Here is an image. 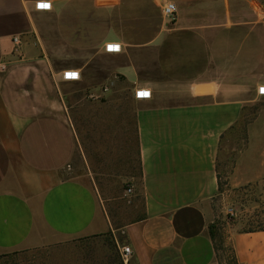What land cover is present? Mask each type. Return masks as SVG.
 <instances>
[{"label": "crops", "instance_id": "obj_1", "mask_svg": "<svg viewBox=\"0 0 264 264\" xmlns=\"http://www.w3.org/2000/svg\"><path fill=\"white\" fill-rule=\"evenodd\" d=\"M38 1L0 0V255L112 229L93 173L68 175L87 162L78 94L89 88L62 85L73 69V85L99 78L94 93L134 104L142 208L122 227L129 264H220L215 222L239 264H264V230L227 219L220 190L228 134L264 99V0H172L175 23L158 0H45V11ZM140 88L151 97L138 99ZM247 136L231 189L264 180V110Z\"/></svg>", "mask_w": 264, "mask_h": 264}, {"label": "rangeland", "instance_id": "obj_2", "mask_svg": "<svg viewBox=\"0 0 264 264\" xmlns=\"http://www.w3.org/2000/svg\"><path fill=\"white\" fill-rule=\"evenodd\" d=\"M72 82L64 80L62 83L68 92L89 88L78 94L83 102L81 114L84 118L78 129L88 140L82 143L87 162L79 156V159L72 162L73 167L68 175L93 173L99 192L105 200L112 229L102 235L18 253V259L21 264H125L117 247L118 243L126 244L122 227L140 214L142 208L140 201H134L133 196L127 193V189L133 186L140 175L133 126L134 104L129 99L121 100L118 94L108 97L94 93L92 86L100 88L103 85L99 78L79 85H73ZM118 85L127 87L125 83L116 84ZM68 101L70 102V98ZM106 101L112 102V106L105 107L103 103ZM262 110L264 99L247 107L239 124L228 134L224 143L226 156L221 167L223 208L227 219L240 222L243 230L264 227V180L238 189H231L225 183L233 169L237 152L247 144L248 125L259 117ZM229 207L235 209V215L228 214ZM225 247H229L227 241ZM224 255L229 256L230 252H224Z\"/></svg>", "mask_w": 264, "mask_h": 264}, {"label": "built area", "instance_id": "obj_3", "mask_svg": "<svg viewBox=\"0 0 264 264\" xmlns=\"http://www.w3.org/2000/svg\"><path fill=\"white\" fill-rule=\"evenodd\" d=\"M160 4V10L164 18L169 22V23H175L178 17L177 14V7L176 4L172 0H158ZM36 9L45 11L51 9V3L45 0L38 1L36 3ZM14 42L16 45H21L22 40L20 37H15ZM106 51L109 53H116L121 51V45L118 43H109L106 45ZM74 73L73 75H69L70 73ZM72 76V77H70ZM63 79L66 81H77L80 80V73L77 70L73 69H68L64 71L63 73ZM264 85L259 87V94L264 96ZM136 97L138 99H148L151 97V91L146 88H140L136 90L135 93ZM127 193L129 195L133 194V187H130L127 189ZM227 212L229 215H235V209L233 207H229L227 209ZM120 254L122 256V259L125 264L130 263L131 256L133 254V251L131 247L127 244L119 246Z\"/></svg>", "mask_w": 264, "mask_h": 264}, {"label": "trees", "instance_id": "obj_4", "mask_svg": "<svg viewBox=\"0 0 264 264\" xmlns=\"http://www.w3.org/2000/svg\"><path fill=\"white\" fill-rule=\"evenodd\" d=\"M220 190L222 191V182H220ZM221 228L222 226L219 222L213 223L212 225H210L209 228L210 235L214 242V246L220 264H239L234 249L229 244H228L229 245L228 249H226L225 244L227 241V237L225 233L221 230ZM258 230H264V227L244 229L245 232H252ZM119 246H121L120 243L117 244V247H118L119 255L121 256ZM222 251L223 253H221ZM227 251L230 252L229 256L224 255V252ZM18 255H19L18 253L0 255V264H21L22 262L18 259L19 257Z\"/></svg>", "mask_w": 264, "mask_h": 264}, {"label": "bare ground", "instance_id": "obj_5", "mask_svg": "<svg viewBox=\"0 0 264 264\" xmlns=\"http://www.w3.org/2000/svg\"><path fill=\"white\" fill-rule=\"evenodd\" d=\"M73 74H74V73L71 72L69 75H73ZM70 77H72V76H70Z\"/></svg>", "mask_w": 264, "mask_h": 264}, {"label": "snow or ice", "instance_id": "obj_6", "mask_svg": "<svg viewBox=\"0 0 264 264\" xmlns=\"http://www.w3.org/2000/svg\"><path fill=\"white\" fill-rule=\"evenodd\" d=\"M262 91H264V89H262Z\"/></svg>", "mask_w": 264, "mask_h": 264}]
</instances>
